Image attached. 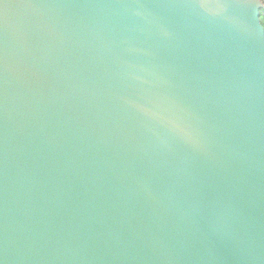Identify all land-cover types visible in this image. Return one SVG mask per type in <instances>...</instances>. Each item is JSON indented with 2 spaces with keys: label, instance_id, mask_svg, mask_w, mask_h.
I'll list each match as a JSON object with an SVG mask.
<instances>
[{
  "label": "water",
  "instance_id": "1",
  "mask_svg": "<svg viewBox=\"0 0 264 264\" xmlns=\"http://www.w3.org/2000/svg\"><path fill=\"white\" fill-rule=\"evenodd\" d=\"M264 0H0V264H264Z\"/></svg>",
  "mask_w": 264,
  "mask_h": 264
},
{
  "label": "trees",
  "instance_id": "2",
  "mask_svg": "<svg viewBox=\"0 0 264 264\" xmlns=\"http://www.w3.org/2000/svg\"><path fill=\"white\" fill-rule=\"evenodd\" d=\"M260 22H261L262 27L264 28V10L261 11L260 13Z\"/></svg>",
  "mask_w": 264,
  "mask_h": 264
}]
</instances>
